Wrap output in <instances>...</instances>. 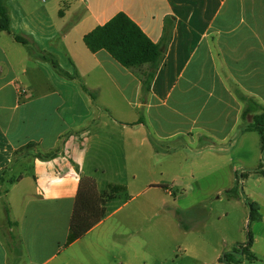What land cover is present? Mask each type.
Listing matches in <instances>:
<instances>
[{"label": "crops", "instance_id": "crops-1", "mask_svg": "<svg viewBox=\"0 0 264 264\" xmlns=\"http://www.w3.org/2000/svg\"><path fill=\"white\" fill-rule=\"evenodd\" d=\"M2 1L0 264L88 263L83 247L108 244L80 242L104 221L110 180L161 185L174 154L182 168L184 152L226 149L250 131L242 97L264 107V0ZM118 12L154 43L172 19L148 89L147 65L126 68L83 43ZM83 176L106 199L104 215L67 244Z\"/></svg>", "mask_w": 264, "mask_h": 264}, {"label": "rangeland", "instance_id": "rangeland-1", "mask_svg": "<svg viewBox=\"0 0 264 264\" xmlns=\"http://www.w3.org/2000/svg\"><path fill=\"white\" fill-rule=\"evenodd\" d=\"M184 154L190 162L179 168L171 156L161 185L109 181L104 221L80 242L108 244L83 247L86 264H223L225 253L245 245L249 253L234 264H264L261 135L246 131L226 149Z\"/></svg>", "mask_w": 264, "mask_h": 264}, {"label": "trees", "instance_id": "trees-1", "mask_svg": "<svg viewBox=\"0 0 264 264\" xmlns=\"http://www.w3.org/2000/svg\"><path fill=\"white\" fill-rule=\"evenodd\" d=\"M172 19L164 21V31L159 42H152L142 30L123 12L113 15L102 25L94 27L83 35V43L90 52L98 50L107 51L113 59L126 68H136L147 65V69L141 72V81L144 89H148L154 73L159 66L165 47L170 40ZM9 31V16L7 9L0 0V31ZM17 41L24 42L19 37ZM48 58L55 68L57 62L51 55H43ZM245 107L242 117L252 114L251 121L245 127L246 130L257 131L261 135L264 145V107L259 105L250 97H242ZM55 153H37L39 157H52ZM228 196L235 195L234 188L225 191ZM105 198L98 195L95 182L92 178L83 176L79 179L71 218L69 221V233L66 243L69 244L81 237L85 232L97 224L104 215ZM248 246V247H246ZM249 245L236 247L230 253H225L220 262L223 264H234L239 261V255L247 252ZM253 259L251 254L247 255Z\"/></svg>", "mask_w": 264, "mask_h": 264}]
</instances>
